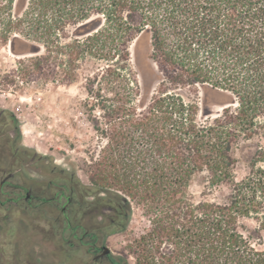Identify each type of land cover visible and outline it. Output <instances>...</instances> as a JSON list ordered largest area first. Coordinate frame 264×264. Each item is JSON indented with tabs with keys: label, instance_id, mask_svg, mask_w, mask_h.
<instances>
[{
	"label": "trees",
	"instance_id": "16d2710c",
	"mask_svg": "<svg viewBox=\"0 0 264 264\" xmlns=\"http://www.w3.org/2000/svg\"><path fill=\"white\" fill-rule=\"evenodd\" d=\"M10 2L27 39L20 49L12 37V51L42 50L38 69L62 53L70 71L88 56L108 62L90 78L105 144L85 187L122 204L126 222L130 199L143 205L135 264H264V0ZM239 158L250 167L241 180ZM199 175L230 191L197 199Z\"/></svg>",
	"mask_w": 264,
	"mask_h": 264
},
{
	"label": "rangeland",
	"instance_id": "374dc122",
	"mask_svg": "<svg viewBox=\"0 0 264 264\" xmlns=\"http://www.w3.org/2000/svg\"><path fill=\"white\" fill-rule=\"evenodd\" d=\"M10 1L0 0V107L14 114L26 143L47 153L53 162L68 174H73L82 185H93L87 166L90 156L99 153L105 140L94 129L95 120L103 122V113L98 108L93 110L92 101L96 99L92 94L100 86L90 78H93L94 71H99L108 62H99L88 56L80 69L70 71L66 67L67 56L62 53L58 66L48 67L43 63L42 69H38L35 62L43 54L42 50L23 54L12 51V37L21 38L22 41L17 43L20 49L26 48L23 43H27V39L26 26L14 28L10 24L14 20ZM71 41V38L62 40L64 44ZM91 86L94 93H90ZM190 88L180 91L187 94ZM100 94H109L106 85L102 86ZM258 166L264 169V161ZM235 173L241 180L249 175L250 167L240 159ZM190 191L197 199L221 201L230 187L222 184L211 188L206 178L199 175L194 178ZM130 203L124 229L112 234L107 243L115 254L125 257L128 264H135L130 245L150 226V221L145 216L143 205L131 199Z\"/></svg>",
	"mask_w": 264,
	"mask_h": 264
},
{
	"label": "flooded vegetation",
	"instance_id": "af4514ba",
	"mask_svg": "<svg viewBox=\"0 0 264 264\" xmlns=\"http://www.w3.org/2000/svg\"><path fill=\"white\" fill-rule=\"evenodd\" d=\"M126 219L26 143L0 107V264H124L107 241Z\"/></svg>",
	"mask_w": 264,
	"mask_h": 264
}]
</instances>
